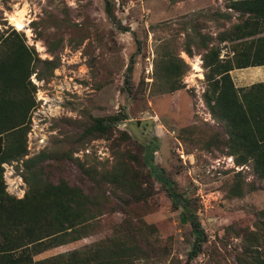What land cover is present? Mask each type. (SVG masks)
Masks as SVG:
<instances>
[{
	"label": "rangeland",
	"instance_id": "1",
	"mask_svg": "<svg viewBox=\"0 0 264 264\" xmlns=\"http://www.w3.org/2000/svg\"><path fill=\"white\" fill-rule=\"evenodd\" d=\"M112 2L116 20L128 30L107 13L106 0H10L11 8L0 1V31L17 29L41 59H60L50 78L39 80L36 73L31 77L37 85L38 104L31 112L27 154L3 164L7 191L18 198L25 195L28 185L23 178V161L42 152L48 155L42 166L53 182L66 179L81 187L88 183L81 162L101 169L114 163L118 151L130 150L140 158L147 154L152 167L163 171L154 175V194L130 209L135 217L157 228L160 255L150 263L187 261L198 240V232L183 213L187 197L204 231L202 252L191 264H239L248 242L255 244L252 233L262 232L256 226L264 209V180L256 176L251 165L239 166L234 156L217 148L208 150L192 139L197 134L203 142L210 133L223 129L204 101L207 82L201 56L206 51L203 41L207 35L221 47V55L230 52L229 44L220 43L218 35L237 21L238 13L229 8L228 0ZM226 13L235 17L228 20ZM18 15L25 18L22 27L12 20ZM187 46L192 54L186 52ZM168 52L182 57L190 70L182 78L185 88L163 93L158 91L155 64ZM133 55V73L129 74ZM119 112L128 118L115 126L112 138H82L84 124L91 117ZM148 117L154 119L149 133L155 142H141L128 126L132 120ZM121 131L130 133L133 141L123 142L118 149ZM239 171L244 176V192L233 194ZM166 175L171 178L170 185ZM174 191L183 195L177 204L169 195ZM123 216L121 212L107 213L101 217V230L35 259L101 240Z\"/></svg>",
	"mask_w": 264,
	"mask_h": 264
},
{
	"label": "trees",
	"instance_id": "2",
	"mask_svg": "<svg viewBox=\"0 0 264 264\" xmlns=\"http://www.w3.org/2000/svg\"><path fill=\"white\" fill-rule=\"evenodd\" d=\"M0 1L11 8L10 0ZM228 1L229 8L238 15L225 16L237 21L225 28L218 39L229 44L230 54L221 55V47L214 44L212 35H207L203 41L206 51L201 56L207 82L204 101L223 129L210 133L203 142L197 134L192 139L208 150L217 148L234 156L239 166L251 165L256 176L264 180V82L237 88L231 75L236 68L264 65V0ZM106 11L116 20L112 0H106ZM115 22L128 30L120 21ZM185 50L192 54L191 47ZM59 66V58L41 59L17 29L0 31V264H151L160 255L157 228L142 217H135L130 209L154 194V175L157 170L163 171L152 167L149 155L140 158L130 150L118 151L114 163L101 169L97 164L86 166L81 162L80 168L88 179L87 186L81 187L66 179L53 182L42 166L48 157L42 152L23 161V178L28 185L25 195L18 198L7 191L3 164L19 161L27 154L31 112L38 104L37 85L31 77L36 73L39 80H46ZM133 68L134 55L127 69L129 74ZM189 70L190 65L173 52L159 57L155 64L158 91L169 93L185 88L182 78ZM127 118L124 112L91 117L84 124L82 138L110 139L115 126ZM117 139L118 149L123 142L133 141L127 131H121ZM164 177L170 185L171 178ZM243 177L242 171L236 174L233 194L242 193ZM169 195L175 204L183 196L178 191ZM184 202L183 213L198 232V240L185 262L191 264L202 252L204 231L196 212L190 208V200L186 197ZM115 212H121L123 220L114 224L105 238L35 259L45 251L93 235L103 227L101 217ZM260 213L255 226L262 232L252 233L255 244L248 242L239 264H264V209ZM253 245L260 248L254 249Z\"/></svg>",
	"mask_w": 264,
	"mask_h": 264
},
{
	"label": "crops",
	"instance_id": "3",
	"mask_svg": "<svg viewBox=\"0 0 264 264\" xmlns=\"http://www.w3.org/2000/svg\"><path fill=\"white\" fill-rule=\"evenodd\" d=\"M229 53L230 52H228L226 55H228ZM235 71L239 72L237 76L233 75ZM231 75L237 88L249 87L255 83L264 82V65L250 66L247 68H236L234 70H231Z\"/></svg>",
	"mask_w": 264,
	"mask_h": 264
},
{
	"label": "water",
	"instance_id": "4",
	"mask_svg": "<svg viewBox=\"0 0 264 264\" xmlns=\"http://www.w3.org/2000/svg\"><path fill=\"white\" fill-rule=\"evenodd\" d=\"M152 125H154V119L152 117H148L146 119H142L140 121L132 120L128 123L132 133L135 137L141 142H155L149 131L152 129Z\"/></svg>",
	"mask_w": 264,
	"mask_h": 264
},
{
	"label": "bare ground",
	"instance_id": "5",
	"mask_svg": "<svg viewBox=\"0 0 264 264\" xmlns=\"http://www.w3.org/2000/svg\"><path fill=\"white\" fill-rule=\"evenodd\" d=\"M12 20H14V23L18 26V27H22L24 25V21L25 18L23 15H18L16 17H13Z\"/></svg>",
	"mask_w": 264,
	"mask_h": 264
}]
</instances>
